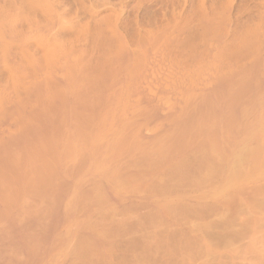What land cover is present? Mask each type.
Here are the masks:
<instances>
[{
    "label": "rangeland",
    "instance_id": "374dc122",
    "mask_svg": "<svg viewBox=\"0 0 264 264\" xmlns=\"http://www.w3.org/2000/svg\"><path fill=\"white\" fill-rule=\"evenodd\" d=\"M2 24L5 30L0 27L3 37L0 35V55L5 53L3 49H6L7 36L9 35V39L11 34L14 38L13 33L17 34L19 32L16 30H21L23 41H28L26 46L19 44L21 50L23 47L40 56L44 41L57 51L61 50L63 55L67 53L65 55L70 59L81 55L85 62L84 71L95 72L104 81L108 78L107 82L115 76L104 69L109 61L108 58L106 60L105 51H114L124 46L134 49L141 56L146 36L162 34L175 39L177 47L170 49L168 56L173 60L175 58L174 61L181 67H187L190 74L183 75H191V70L200 66L201 62L204 67L198 70L208 73L209 67L211 71L217 70L225 67L223 61H226L227 74L241 78L243 88L246 89L242 98H230L229 103H234L236 113L230 121L227 115V129H222V135L220 129L212 131H218V141L223 138L226 144L221 143V150L217 147L219 151H215L216 155L207 163L203 162L205 167L208 163L211 166L208 164L205 168L199 161V156L188 149L186 165L165 172H159L155 167L154 170L146 158L140 160V157L165 143L172 144V151L179 149L181 146L175 142V138L190 133V129H175L172 119L168 118L173 116L170 106L184 101L187 88L181 84L185 77L182 73L172 77L171 83H179L174 82L175 84H171L172 89L168 88L171 90L168 91V96L172 99L167 97L170 101L167 103L168 108L165 105L167 98L159 103L162 109L159 107L158 114L162 116L158 117L146 119V116L139 113L141 108L130 109L136 103L135 92L127 89L129 98L125 101L130 99L129 103L133 104L130 103L127 110L133 118L130 125L126 129L117 130V139L108 144L109 148L103 154L104 158L101 157L102 160L100 158L84 167L79 192L61 202L57 209L58 224L55 229L46 230L44 239L38 242L36 254L21 251L10 264H264V0H0V26ZM11 28L15 31L9 32L13 31ZM33 38L42 40L35 41ZM177 39H181L182 43ZM18 43L15 41L11 52L18 54L17 58H24L26 55L21 54L26 53L19 50ZM240 49L242 53L239 52ZM209 57L212 59L208 61ZM2 65L0 83L6 84L8 70ZM99 86L94 84L93 87L97 90ZM181 93L182 97L179 96ZM259 111L263 113L262 120L260 116V119L257 118ZM165 117L169 119L168 122ZM159 119L165 122H159ZM231 123L233 127L228 129ZM122 125L120 123L119 126ZM258 125L263 126L258 129ZM150 127L153 129L152 133ZM198 131L201 132L198 133L200 137L205 136L206 129ZM103 135L100 140L110 139V136ZM125 138H128V142L125 140L127 143ZM122 140L124 142L121 146L124 145L122 147L126 151L124 149L121 153L117 147ZM91 152L96 154L95 147ZM132 153H138L137 162H140L136 166L135 162L126 160ZM113 154L114 157H111ZM109 157L113 163L110 159L108 161ZM123 161L130 164L125 165L124 162L123 166ZM147 166L152 168L149 169L151 177L153 173L156 174H153V179L149 178ZM142 167H146L148 174ZM124 170L128 173L124 174ZM114 175H123V180L120 177L116 179ZM131 180L134 181L132 186ZM94 181L99 186L92 190L89 184ZM84 188L89 194L91 191L92 196L100 193L107 200L110 197L109 201H116V205L121 200L124 206L121 216H118L121 204L118 205L119 211L117 209L120 228L105 219L110 213L109 208L106 209L109 205H101L104 206L103 211L93 219L88 228L89 239L94 241L90 246L93 253L89 256L81 254L76 248L82 230L75 233L74 229L77 232L79 225L72 224L78 218L77 222L84 219L82 203L76 204L82 196L80 191ZM115 204L110 207L116 206ZM43 224L46 225V221ZM40 232L42 236L44 232ZM131 232L135 233L136 240L129 244L128 233ZM67 239L77 241H70L68 245ZM71 246L76 247L72 249Z\"/></svg>",
    "mask_w": 264,
    "mask_h": 264
},
{
    "label": "bare ground",
    "instance_id": "6f19581e",
    "mask_svg": "<svg viewBox=\"0 0 264 264\" xmlns=\"http://www.w3.org/2000/svg\"><path fill=\"white\" fill-rule=\"evenodd\" d=\"M0 27H3V24ZM0 29L2 30V28ZM3 29L5 30V26ZM14 31L15 29L9 32ZM16 31L20 34L13 33L15 35L14 38L10 34L9 39V35L7 36L6 49H3L4 46H2L5 53L3 52L0 55V65L4 64L2 66H5L8 70L6 84L0 83V264H10V261L17 259L21 251H28L30 255H35L39 248L38 242L44 239L46 230L51 231V229L56 228L58 224L57 220L59 219L57 209H59L60 204H62L61 202L65 198L75 196L79 192V184L83 180L82 171L84 167L88 163L92 164L96 162L101 157L104 158L103 154L106 153L107 147L109 148L110 143H114L117 139V130L126 129L130 125L133 118L127 112L128 106L131 103H129L130 99L125 101L128 97L127 89H133L135 92L136 103L134 105L131 103L133 106L130 109L137 110L136 108H141L139 113L146 116V119L158 117V115L162 116V114H158V110L162 106H160L161 101L163 102L167 97L169 98L168 93L171 91L169 89H172L171 84L174 82L179 83L176 81L171 83L173 81L172 77L180 73L182 75L190 74L187 71V67H181L179 63L174 61L175 58L173 60L170 58V55L168 56V51L176 46L175 39L162 34L146 36L142 45L144 51L141 56L136 51H133L134 49L131 50L129 48V50L124 46L114 51H105L106 60L108 58L109 61L104 69L111 76H115L110 82H107L109 81L108 78L104 81L95 72L84 71L85 62L81 59V55H75V58L70 59L65 55L67 53L63 55L61 50L60 52L57 51V49L50 47L44 41H42V54L40 56L23 47L21 50V46H24L23 44L26 46L28 41L26 39V43L23 41L21 30ZM17 39L20 41L19 43ZM27 39L30 38L27 37ZM40 40L42 39L38 41ZM177 40H180L179 42L182 43L181 39ZM202 40L204 41V39ZM15 41L18 43V47L22 43L19 50L26 53L23 54L22 52L21 54V56L26 55L24 58H17L18 54L12 53L13 49L11 50V48L15 44ZM36 43L40 44L39 42ZM1 44L3 45L4 42ZM38 46L40 47V45ZM192 47L194 49L193 45ZM241 51L240 49L239 52ZM171 55L174 57L173 54ZM69 57L71 56L69 55ZM209 58L208 61L212 59L211 57ZM223 63L225 67L211 71L212 69L210 70L208 66L209 72L204 73L198 70V68L204 67V63L201 62L200 66L197 65L191 70L193 71L191 75H183L185 78L182 80L183 84H181L182 82L180 84L187 88L184 92V101L182 104L177 105L173 103L170 106L171 109L169 108L173 116L172 118L168 117L172 119V125L175 129H190V133L187 136L182 135V137L175 138V142L180 144L181 147L179 149L175 147L176 149L172 151L171 142L169 143L170 145L165 143L155 148L152 147V150L141 155L140 160L146 158L151 163V167H155L159 172H165L185 166L188 149L193 151L194 155L199 156V161L202 164L216 155L214 154L216 153L215 151H219L217 147L220 149V144L225 143V140L222 138L223 140L220 139L219 142V138L217 137L218 131L215 133L212 131L220 129V135H222V129H227V115L230 121L236 113V108L233 106L234 103H229L231 101L230 98H242L246 92V89L243 88V80L241 78L237 79L231 73L230 75L229 73L227 74V62L223 61ZM114 65L118 67H112ZM206 66L205 69H207ZM94 84H98V86L101 84V86L95 90ZM254 86L256 87V85ZM177 87L175 86V88ZM263 92H261L262 95ZM179 96L182 97V93ZM168 98L165 104L167 105L166 108H168L167 103L170 102L169 100L172 97L169 100ZM173 99L175 100L174 96ZM168 115L170 116L169 113ZM262 115L263 113L259 111L257 118L260 119L262 117V120ZM165 118V121L168 122L169 119ZM165 121L163 120V122ZM120 123L123 125L119 126ZM258 126H260L258 129H260L263 125ZM232 127L231 123V127H228V129ZM239 127L241 126L239 125ZM198 129H206L205 136L200 137L199 134L201 132L199 133L200 130L198 131ZM152 130L151 133L153 132ZM144 132H146V129ZM103 134L106 137L110 136V139L100 140ZM213 135L216 137H212ZM125 140L128 142V138H125ZM124 141L122 140L120 146L117 147L121 153L125 149L123 148L125 147L124 145H122L123 147L121 146ZM94 147L96 154H92L93 152H91ZM217 153L220 154L221 152ZM115 154L111 155V157H114ZM136 154L138 153H132L129 155L130 158L126 159L132 163L135 162V166L140 162H137L138 158ZM123 158L125 157L123 156ZM107 159L109 161L110 157ZM128 161L121 163L125 162V165H129L130 162ZM144 162L146 161L144 160ZM105 164L107 163L105 162ZM208 164L211 166L210 163ZM208 164H206V167L209 166ZM195 165L199 166V164ZM108 167L110 166L108 165ZM194 167L196 169V166ZM199 167L202 168V166ZM199 167L198 169H200ZM142 168H139V170H142ZM145 168H143L145 172L147 169L150 174L149 178L153 179L154 173L151 177L149 171L152 168H148V166ZM155 168L154 170H156ZM125 170L124 174L128 173ZM113 174L111 173V175ZM137 174L139 175V172ZM120 175H114L113 177H116V179L120 177L119 179L123 180V175ZM158 177H160V174ZM146 179L145 184L147 185ZM127 181L129 180H124V182ZM132 182L133 184L128 182V185H134V181ZM89 186L93 190V188L96 189L99 185L98 182L94 181ZM80 193L82 196L77 200L76 204L82 203L81 212L84 219L77 222L78 218L75 221L77 223H72L75 226L76 224L79 225L77 232L74 229L75 233H79V230H82L80 240L74 238L79 240L76 245L77 247H75L78 248L81 254L89 256L93 253V249L90 246L93 245L94 241L89 239L88 228L93 219L98 214H101V210L103 211L104 206L101 205L103 203L109 205L106 209L109 208L108 211L110 213L107 217L105 216V219L109 223H113L119 227L120 218L118 216L123 214L124 206L121 204V200L116 205V201L111 202L109 201L110 197L107 200L100 193L92 196L91 191L89 194L85 188ZM113 204L116 205L113 206L114 208L116 207L115 209L110 207ZM118 205H120V213L118 212L119 215L117 216ZM105 212L107 213V211ZM105 212H102V214ZM44 221H46V225L43 224ZM68 230L70 229L68 228ZM40 231L44 232L42 236ZM67 234L68 236L70 235L69 233ZM134 234L133 232L128 233L130 237L129 244L134 243V240H136ZM74 239L70 241H77ZM138 239L141 240V238ZM70 241L68 240V245L71 243Z\"/></svg>",
    "mask_w": 264,
    "mask_h": 264
}]
</instances>
